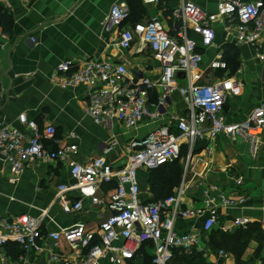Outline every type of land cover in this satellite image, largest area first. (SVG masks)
Wrapping results in <instances>:
<instances>
[{"label":"built area","instance_id":"2783aa9c","mask_svg":"<svg viewBox=\"0 0 264 264\" xmlns=\"http://www.w3.org/2000/svg\"><path fill=\"white\" fill-rule=\"evenodd\" d=\"M148 3L157 0H144ZM0 0V6L9 5ZM131 10L124 2L114 3L103 23V29L120 30L119 46L130 50L141 43L151 50L160 63L157 80L143 72L130 69L125 62L110 60H65L56 67L55 84L64 90L84 87L87 91V115L95 125L107 130L116 126L136 129L148 120L168 118L165 123L144 136L127 143L128 158L121 170H115L104 158L87 163L71 159L78 152L75 144L49 150L47 142L58 143L53 125L41 126L27 113H22L16 124L0 119V160L9 171V178L19 180L29 165L36 160L68 164L73 185L57 187V203L66 214L92 206L107 211L97 230L85 225L58 231H44L46 214L0 217V248L16 244L23 251H49L51 260L58 264H137L145 254L152 256V264H170L175 250L186 255L203 252L202 236L217 229L229 233L247 229L251 220L234 217L222 221L214 198L206 201L203 209L183 207V186L173 195L155 203L142 197L139 176L180 160L183 150L191 158L200 144L227 141H248L255 154L264 145V103L258 104L241 122H229L226 104L242 93L243 84L236 78H215L211 73L227 70L223 57L216 56L204 69L201 46L210 48L215 40L214 25L223 24L224 30L238 46L264 48V0L243 2L221 0L217 14H209L195 2L181 0L171 11L172 27L153 18L145 23L132 24ZM200 37V42L191 38ZM264 60V55L259 56ZM264 81V67H263ZM178 93L186 104V114H173V94ZM174 121V122H172ZM70 139L76 138L72 133ZM112 148L107 149L109 153ZM115 186L108 192L107 185ZM243 179L239 178L238 186ZM76 194V198H72ZM224 208H239L246 198L220 196ZM208 214V215H207ZM204 219L201 232L196 229L178 231V220ZM264 228V220L260 222ZM50 240L48 246L44 245ZM67 243L65 253L60 247ZM220 258L228 257L225 251ZM1 264H24L23 259H3Z\"/></svg>","mask_w":264,"mask_h":264},{"label":"crops","instance_id":"0c3cea01","mask_svg":"<svg viewBox=\"0 0 264 264\" xmlns=\"http://www.w3.org/2000/svg\"><path fill=\"white\" fill-rule=\"evenodd\" d=\"M180 1L9 0V5L0 6V119L7 124H16L17 118L27 113L41 126L56 127L58 143L47 142L49 150L75 144L78 152L71 159L87 163L104 157L115 170L123 169L129 154L127 143L157 126L171 123V120H148L131 130L116 126L111 131L97 126L87 115L86 89L82 86L67 90L59 88L53 81L56 67L65 60L106 59L115 63L125 62L130 69L157 80L161 65L153 58L151 50L141 43L130 50L121 49V31L115 29L106 32L103 23L113 4L124 2L136 16L133 22L145 23L158 18L171 28V11ZM190 1L209 14H217V5L221 0ZM136 9H140V12L137 13ZM214 31L213 46L199 48L203 54L202 67L206 69L220 55L227 62L228 69L214 73L208 69L206 74L211 73L215 78H242L241 95L232 98L225 106L228 121L241 122L254 106L264 103V60L259 57L264 55V48L236 45L220 22L215 23ZM191 38L200 42V37L195 34H191ZM226 50L237 56L241 67L235 72L231 71ZM172 98L175 103L173 114L183 117L186 104L178 93H174ZM72 133L76 138L70 139ZM109 148L112 150L106 153ZM141 175L142 197L144 200L151 199L149 174L142 172ZM239 178L243 179L242 186L237 185ZM73 183L68 164L63 162L36 160L19 180L14 181L9 178V171L0 160V217L26 214L38 217L45 213L43 230L46 232L65 230L79 224L85 225L88 230H97L107 215L106 210L92 206L88 201L85 209L77 213L66 214L60 209L57 187L62 184L71 186ZM112 186L107 185L105 191L109 192ZM182 186L185 190V209H203L206 201L214 198L220 220L246 217L252 222L250 226L260 224L264 220V145L253 154L248 141L230 142L219 138L213 144H200L183 167L181 185L175 190ZM75 195L71 197L74 199ZM222 195L243 196L246 202L239 208H224L219 204ZM203 223V218L181 219L176 227L181 232L192 228L201 232ZM202 240L203 252H211L213 247L209 235L202 236ZM49 243L50 240H46L44 245L48 246ZM60 247L67 253L65 241L61 242ZM219 251L211 255V263L236 264L235 258L227 252L228 257L220 258ZM19 258L23 259L24 264H58L51 260L49 251H23L14 244L0 248V264L3 259L13 261ZM242 261L243 264H264V243L261 245L252 241ZM137 264H147L146 257L139 259Z\"/></svg>","mask_w":264,"mask_h":264},{"label":"trees","instance_id":"16d2710c","mask_svg":"<svg viewBox=\"0 0 264 264\" xmlns=\"http://www.w3.org/2000/svg\"><path fill=\"white\" fill-rule=\"evenodd\" d=\"M136 12H140V9H136ZM135 18L136 16H134L131 10L130 22L132 24L139 23L133 22ZM225 56H227L228 62L231 65H233V61L237 58L236 54L228 50H226ZM186 153L187 150H183V154ZM182 175L183 166L180 164L179 160L173 164L165 165L156 171L150 172L148 176V185L152 197L151 199H145V202L155 203L161 200H165L166 198L172 196L174 190L181 185ZM112 185L113 188L115 185ZM209 237L213 249H216L217 251L223 250L235 258L236 264H243L242 258L249 244L252 241L258 242L261 245L264 243V230L262 229L259 223H254L247 229L241 228L233 233H225L215 229L209 234ZM14 245L17 247L18 250L20 249L18 245ZM202 256L203 255L200 252H195L193 255H186L180 250H175L173 254V260L170 264H207L204 262L202 263ZM145 257L147 259V264L148 260L149 263H152V256H150L149 254H145Z\"/></svg>","mask_w":264,"mask_h":264},{"label":"rangeland","instance_id":"374dc122","mask_svg":"<svg viewBox=\"0 0 264 264\" xmlns=\"http://www.w3.org/2000/svg\"><path fill=\"white\" fill-rule=\"evenodd\" d=\"M234 63H233V65L231 66V71L232 72H235V71H237L238 69H240V64H239V61L238 60H234L233 61ZM240 80H242V78L240 77L239 78ZM187 160H188V154L186 153V154H183L182 155V157H181V159L179 160V162H180V164L184 167L185 166V164H186V162H187ZM139 180H140V182H141V180H142V175L140 174V176H139ZM202 243H203V241H202ZM216 249H213L211 252H200L203 256V260H202V263L204 262V263H207V264H211V255L213 254V253H215V252H217V250L215 251ZM148 264H149V260H148Z\"/></svg>","mask_w":264,"mask_h":264}]
</instances>
